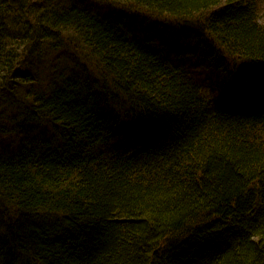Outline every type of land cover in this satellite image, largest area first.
<instances>
[{
  "label": "trees",
  "instance_id": "16d2710c",
  "mask_svg": "<svg viewBox=\"0 0 264 264\" xmlns=\"http://www.w3.org/2000/svg\"><path fill=\"white\" fill-rule=\"evenodd\" d=\"M258 5L0 0V264H264Z\"/></svg>",
  "mask_w": 264,
  "mask_h": 264
},
{
  "label": "bare ground",
  "instance_id": "6f19581e",
  "mask_svg": "<svg viewBox=\"0 0 264 264\" xmlns=\"http://www.w3.org/2000/svg\"><path fill=\"white\" fill-rule=\"evenodd\" d=\"M157 34H158V31H157V30L148 31V32H146V33L143 35V38H145V40H147V42L151 45V47H160V48H162V47L160 46V42H159V40H158V39H155L156 36H157ZM210 36H211V34H208V33H207L206 37H210ZM209 43H210V44H213L212 41H209ZM173 44H174V46L177 45V44H178V41H176V42L173 43ZM181 49H182V45L179 44V45H178V50L180 51ZM179 74H181V75H183V76L185 77V75H184V71H183V70H180V71H179ZM209 77H210V78H213L212 75L209 76ZM216 77H217V79L213 78V83H214L213 85H217L218 88H225L226 85H224V83H223V81L221 80V78H220L219 76H216ZM224 86H225V87H224Z\"/></svg>",
  "mask_w": 264,
  "mask_h": 264
},
{
  "label": "rangeland",
  "instance_id": "374dc122",
  "mask_svg": "<svg viewBox=\"0 0 264 264\" xmlns=\"http://www.w3.org/2000/svg\"><path fill=\"white\" fill-rule=\"evenodd\" d=\"M258 1V6L261 10V16H262V20L264 21V0H257ZM233 79V78H231ZM235 89H239L238 85L234 87ZM243 94V93H242Z\"/></svg>",
  "mask_w": 264,
  "mask_h": 264
}]
</instances>
